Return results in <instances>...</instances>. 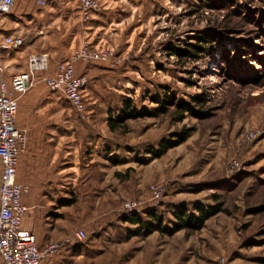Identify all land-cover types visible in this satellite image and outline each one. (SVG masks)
<instances>
[{"label":"rangeland","instance_id":"374dc122","mask_svg":"<svg viewBox=\"0 0 264 264\" xmlns=\"http://www.w3.org/2000/svg\"><path fill=\"white\" fill-rule=\"evenodd\" d=\"M100 1L103 14L106 3ZM222 2L111 0L100 31L106 33L105 44L95 46L113 49L114 57L109 62H76L80 75L86 63L92 67L84 89L87 115L61 91L51 90L45 73L33 87L43 91L30 100L33 89L25 95L19 111L25 120L59 121L54 130L77 139L79 184L65 198L74 202L66 208L69 223L64 228L69 227L72 244L78 229H85L91 239L88 247L74 248L66 263L124 264L118 249L125 247L127 228L135 227L123 220L127 212L146 218L145 211L154 208L171 226L174 210L182 204L196 213V203L220 201L227 210L208 219L202 229L168 235L169 252L161 263L264 264V0ZM15 8L0 17V35L5 27L28 38L10 54L15 71L27 65L31 53L47 51L54 67L85 40L93 42L90 21L77 14V0L58 3L59 17L41 22L18 16L24 5ZM29 8L50 9L35 4ZM207 32L216 36L213 51L183 58L170 54V45L201 43L198 37ZM37 41L38 46H30ZM166 89L187 101L203 96L204 103L194 102V107L208 115L186 112L180 117L171 106L167 113L131 119L111 130L109 116L118 114L125 97H132L139 109L154 110L152 96ZM184 130L189 132L186 140L162 157L149 152ZM97 139L98 145L93 142ZM154 186L162 191L159 200L153 199ZM134 201H141V208L128 210L126 204ZM138 237L127 248L133 256L138 252L150 262L151 251L163 250L164 242Z\"/></svg>","mask_w":264,"mask_h":264},{"label":"built area","instance_id":"2783aa9c","mask_svg":"<svg viewBox=\"0 0 264 264\" xmlns=\"http://www.w3.org/2000/svg\"><path fill=\"white\" fill-rule=\"evenodd\" d=\"M20 0H0V17L11 14ZM60 0H36L40 7L48 6ZM79 16L83 22H89L103 5L100 0H77ZM28 38L20 33L6 35L0 40V160L2 163L0 181V258L3 264H42L46 258L60 254L64 247L72 244L70 238L55 241L41 248L36 234L23 228V218L28 207L22 197L29 187L18 180L20 157L29 144L27 130L17 124L22 98L35 86L39 74L53 91H61L67 101L81 114L87 115L84 96L87 75H76L77 61L109 62L115 52L111 48L96 47L85 40L76 48L71 57L59 61L53 67V59L48 52H34L28 56L27 70L4 78L6 67L3 61L5 50L19 49L26 45ZM53 67V68H52ZM153 199L159 200L162 191L154 186ZM141 201L128 202L130 211L139 210ZM75 239L85 242L88 232L85 229L75 231ZM223 260L219 264H223Z\"/></svg>","mask_w":264,"mask_h":264},{"label":"crops","instance_id":"0c3cea01","mask_svg":"<svg viewBox=\"0 0 264 264\" xmlns=\"http://www.w3.org/2000/svg\"><path fill=\"white\" fill-rule=\"evenodd\" d=\"M103 1L106 3V11L104 12L106 13L111 4V0ZM20 2L22 3L21 5H24V9L18 13V16H25L28 22L34 21L37 18L41 22L42 20H46L45 17H59L61 14L60 10L58 11L57 6L50 7V9H45L48 6L40 7L36 0H20L19 3ZM60 2L61 5H63L67 3V0H60ZM18 4L16 6H18ZM32 4H35L40 9L45 10L38 12L33 8H29ZM18 7H16L15 10ZM78 13L79 11H77V14ZM104 13L102 14L101 11L96 12L92 21L89 22L90 25L87 26L88 33L93 38L92 44L94 46L104 45L106 41V33L100 32L101 29L104 30L103 26L106 24L104 21ZM4 18L6 17H3V19ZM45 26L46 25L43 27ZM4 30L5 34L0 35V40H2L10 32H15L11 28L8 30V28L6 29L4 27ZM96 34L98 37L97 39H94ZM43 37H45V33ZM42 38L40 36L38 41H41ZM38 41L30 46H38ZM12 51H14V49L5 50L3 53V61L6 67L4 78L7 80H10L12 75L15 73L27 70V65H25L24 68L22 66H18V69L15 71L13 66V61L15 58L10 56ZM40 82L44 84L42 80ZM40 82L38 84H40ZM31 91L36 92H31L33 95H30L31 93H29L27 95V100H30L31 97H34L37 91L43 90L38 89L37 87V89L34 88ZM24 97L22 98L21 103ZM18 116V126L24 129L26 128L29 137L28 148L21 155L20 167L18 171L19 181L28 185L29 187L28 192H25L22 197L23 202L28 207V210L23 218L22 226L23 228L31 230L36 234L38 243L40 247L43 248L52 242L71 238L69 227L66 229L64 228V224L69 223L68 215L65 211L70 204H63V202L66 200L65 198H67L66 196L68 193H72L74 190H76L79 184V151L76 144L77 139H75L72 135L68 136L67 132L64 133L61 131H55L54 129H58L59 127V121L48 119L25 120L19 113ZM99 139L94 140L93 142L98 145ZM94 160L96 159L93 158L92 161L94 162ZM91 166H93V163H91ZM1 172L2 163L0 160V181ZM143 237L146 240H151L152 242L155 240L164 242L160 246L163 250L160 249L151 251L150 262L148 260L144 261L143 258H141L140 253L137 252L133 256L130 249H127L131 243L134 242V240L139 238L138 235L132 236L129 239L126 238L122 243V245L125 247H120L118 249L119 256H123L124 258V264H162L161 258L165 259L166 256H168L169 243H166V240H170L168 235L155 231ZM65 248L62 250L60 255H58L60 258L64 259L63 262H60L62 259L60 260V258L58 259V256H55L53 258H46L42 264H69L66 263V260L68 259V256L74 254L71 250L68 251ZM106 253L111 255V250L107 251ZM128 254L130 256H128ZM80 256H82V254H78V257ZM121 260L122 259H120V261ZM0 264H3L1 259Z\"/></svg>","mask_w":264,"mask_h":264},{"label":"trees","instance_id":"16d2710c","mask_svg":"<svg viewBox=\"0 0 264 264\" xmlns=\"http://www.w3.org/2000/svg\"><path fill=\"white\" fill-rule=\"evenodd\" d=\"M212 1L213 3L215 1L216 3L217 2L224 3L222 2L223 0H212ZM58 3H60V1L52 2L48 5V7H54V6L58 7ZM21 4L22 3L20 2L18 6ZM207 4H212V3H207ZM262 31H264V27L262 28ZM214 34L213 32H207L203 36L198 37V40L201 43H197V44L190 43L188 44V47L185 48H181L178 46L175 47L173 45H170V50H171L170 54L177 55L182 58L186 56H196V57L201 56L200 52H204V54H207L211 50L213 51L214 46L212 42L214 43L216 39V36ZM24 46L25 45H23L22 47ZM88 65L89 64L87 63L85 64L84 72L81 75L84 74L86 75L89 73L92 67ZM78 70L79 67L78 69L76 67L75 68L76 75H80L78 73ZM151 100L152 102L157 104V107L154 110H149L147 108L139 109L132 97L130 96L125 97L122 101V105L119 109L118 114L117 115L111 114L109 116V126L111 130L114 131L120 127L125 126L126 122L131 119H138L146 116H159L160 114L167 113L170 111L171 106L174 107L175 112L180 117H184L186 112H189L200 118L206 117L208 115V112L198 110L194 107V102H198L201 104L204 103L205 99L203 96L200 95L194 97L192 101H187L185 99L178 98L175 93H172L171 91H168L166 89L164 93H157L153 95ZM188 134H189L188 130L186 131L184 130L178 135V138L176 139H170V140L163 139L160 141L159 146L157 148H150L149 152L155 158L162 157L171 148H174L179 144L183 143L186 140ZM117 175L121 177L127 176V174L122 175L121 173H117ZM216 197L218 198V195H216ZM73 202H74L73 199H67L63 202V204H72ZM187 208L188 206L186 204H182L181 207H178L174 210L173 214L176 219L171 226L164 224V217L161 214H159L158 211L154 208L145 211L146 218H143L139 214L134 212L133 213L127 212L125 213L123 220L125 222H129L135 227L127 228L126 238L129 239L132 236H136V235L146 236L155 231L167 235H173L180 230H187L188 232L198 231L205 226L208 219L218 214L219 212L227 210L223 207V203L220 201L219 203L214 205H204L201 203H196L194 205V209L196 210V213L188 211ZM90 239L91 238L88 236L85 242L77 241L76 243L66 245L65 246L66 248L65 247L64 248L68 251L69 250L73 251L74 248H78L80 250V248L89 246L88 243L90 242Z\"/></svg>","mask_w":264,"mask_h":264}]
</instances>
